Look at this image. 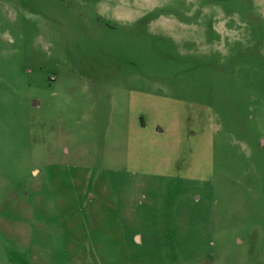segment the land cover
I'll use <instances>...</instances> for the list:
<instances>
[{
    "label": "rangeland",
    "instance_id": "374dc122",
    "mask_svg": "<svg viewBox=\"0 0 264 264\" xmlns=\"http://www.w3.org/2000/svg\"><path fill=\"white\" fill-rule=\"evenodd\" d=\"M0 264H264V0H0Z\"/></svg>",
    "mask_w": 264,
    "mask_h": 264
},
{
    "label": "flooded vegetation",
    "instance_id": "af4514ba",
    "mask_svg": "<svg viewBox=\"0 0 264 264\" xmlns=\"http://www.w3.org/2000/svg\"><path fill=\"white\" fill-rule=\"evenodd\" d=\"M163 14V13H162ZM176 15V14H175ZM176 18V17H175ZM177 19V18H176ZM138 21V23L142 24L144 23L146 28L149 30L150 33H154L153 30H152V27H153V22H154V19H153V16H152V13L150 14L149 12H146L144 14H141L139 18L136 19ZM178 20V19H177ZM159 32H157V36L161 35L159 34ZM167 33H162V35H165L167 38L171 39V41L174 40V37L172 36H168L166 35ZM159 37H162V36H159Z\"/></svg>",
    "mask_w": 264,
    "mask_h": 264
}]
</instances>
